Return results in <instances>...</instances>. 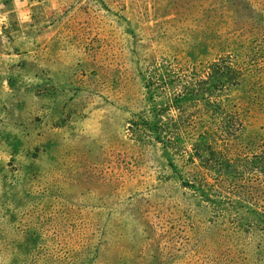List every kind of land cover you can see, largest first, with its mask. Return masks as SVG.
Masks as SVG:
<instances>
[{
	"label": "rangeland",
	"instance_id": "374dc122",
	"mask_svg": "<svg viewBox=\"0 0 264 264\" xmlns=\"http://www.w3.org/2000/svg\"><path fill=\"white\" fill-rule=\"evenodd\" d=\"M212 63L240 131L169 145ZM0 264H264V0H0Z\"/></svg>",
	"mask_w": 264,
	"mask_h": 264
},
{
	"label": "trees",
	"instance_id": "16d2710c",
	"mask_svg": "<svg viewBox=\"0 0 264 264\" xmlns=\"http://www.w3.org/2000/svg\"><path fill=\"white\" fill-rule=\"evenodd\" d=\"M229 72L233 71H231L227 66H219L218 63H212L207 66L205 75L202 78H197L195 74L192 80L188 79L183 81L185 83H189L191 88H184L183 91L179 89L176 94H173V99L171 100L173 102L171 106H168L167 113H169L172 109H177L179 115H182L184 119L180 121L179 125H176V123H174L171 118H167V122L159 121V123H154V125L152 124L151 132L153 131L159 137H162L163 135L164 138H162V140L165 139L170 145L172 144L171 139L174 133L179 132L181 129L184 130L188 127L192 128L194 124L195 126L199 125L201 127L204 123H208L210 125L211 122L220 119V129L222 130L223 135L227 137L229 135L232 137L235 132L240 131L241 125L239 124V117L238 114H236L237 112L234 111L236 108L233 106L230 109V104H225L226 106L224 105L223 95L227 91L225 85L227 83L232 85L233 87L231 86L230 88H235L238 86V75L234 73V76H229ZM162 74L163 77L160 82H163V84H161L160 87H163L164 85L171 86L175 81L174 77H176V71L173 69L171 64L163 65ZM147 77L146 88L151 92L158 84L153 86L151 77ZM165 79H167V84ZM158 81L159 80H155L156 83H158ZM160 89L162 90V94L168 90L173 91V89ZM148 99L153 102V95L150 94ZM191 101L195 105H198V108L202 110L199 112V116L197 113L194 114L198 118V120H194V124L193 122H190L192 121L191 116L188 117L186 114L184 115V112L181 108L183 103H189ZM160 115L167 116V114L164 113ZM160 115H158V117ZM196 129L198 130V128Z\"/></svg>",
	"mask_w": 264,
	"mask_h": 264
}]
</instances>
